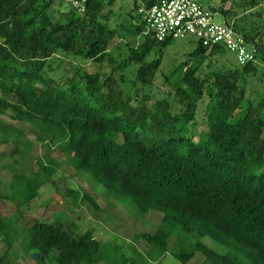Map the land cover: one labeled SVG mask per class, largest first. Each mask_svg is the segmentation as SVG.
<instances>
[{
    "label": "trees",
    "instance_id": "16d2710c",
    "mask_svg": "<svg viewBox=\"0 0 264 264\" xmlns=\"http://www.w3.org/2000/svg\"><path fill=\"white\" fill-rule=\"evenodd\" d=\"M86 1L81 14L61 0H0V145L15 146L10 156L17 166L35 142L59 149L77 174L89 182L84 173L91 175L103 185L105 197L133 218L158 213L162 222L153 233L135 235L136 242L149 245L147 258L137 249L132 250L134 257L122 253L123 247L100 241L92 230L77 235L75 223L64 218L44 220L51 209L36 215L30 206L49 187L62 202L71 198L76 207L79 200L99 207L82 188L61 194L52 183L60 164L38 160L31 175L13 169L11 192L0 193V241L15 259L28 257L35 264H112L113 257L124 258V264H160L168 253L180 264H189L198 254L203 256L200 264H264V93L249 96L258 64H231L203 77V60L223 48L209 50L197 41L188 54L191 59L172 74L171 98L149 106V98L124 86L123 75L115 77L122 66L110 73L72 75L50 61L62 53L101 66L115 39L131 37L135 43L140 38L138 46L127 44L128 63L139 65L138 82L151 85L164 48L174 41L160 43L153 34L145 36L140 11L161 0H144L142 6L135 1L123 24L112 22L118 0ZM229 2L247 13L261 0H220L210 8L264 62V43L257 41V32L231 22V7L225 8ZM157 46L159 54L147 61ZM173 103L180 106L178 112ZM203 103L207 131L196 139V115ZM8 255L0 264H13Z\"/></svg>",
    "mask_w": 264,
    "mask_h": 264
},
{
    "label": "rangeland",
    "instance_id": "374dc122",
    "mask_svg": "<svg viewBox=\"0 0 264 264\" xmlns=\"http://www.w3.org/2000/svg\"><path fill=\"white\" fill-rule=\"evenodd\" d=\"M135 1L144 5V0H118L113 8V19L120 20L123 24L125 19L129 18L128 13L134 9ZM206 6H210L213 3L218 4L220 0H201ZM231 7V22L235 25L243 26L248 33L257 32L259 37L257 41L264 43V0H261L260 6L245 13L242 8L229 2L225 8ZM215 21L222 24L224 16L220 13L215 17ZM122 31H119L120 35H123V27H120ZM137 43V44H136ZM142 43V39H137L135 43L131 37L125 39L117 38L112 42L111 50L108 60L103 65H97L90 61L76 58L73 56H67L62 53L56 54L50 61L53 68H61L62 73L75 74L77 71L96 73L104 72L110 73L113 68L122 66V69H118L115 72V77L119 78L124 76V86L127 89L132 90L133 94L138 92L141 97L149 98L148 105L152 106L154 102L158 100L170 99L171 93H173V86L175 84L173 72L178 65L191 59L190 52H193L197 46V40L193 36H188L182 40H176L166 46L163 51V62L160 70L157 73L153 83L149 86H143L137 80V71L139 65L136 63H128L129 56L131 55V49L127 44L138 46ZM249 45V44H248ZM253 46V45H250ZM159 46L153 48L147 58V61H152L159 54ZM127 62V65H126ZM255 63L259 66L258 75L255 78H251V86L249 89V96L252 98L258 97V94L264 93V62L257 60ZM193 65H196V61L193 59ZM231 64H238L235 53H232L226 49L215 57H208L203 60L200 65L201 75H205L213 72L225 69L226 66ZM170 78V83L166 79ZM173 78V79H172ZM172 84V85H171ZM255 90V93H253ZM173 111L178 112L180 106L177 103H173ZM197 116V125L194 129L196 139L200 133L207 131L206 115L204 111V103L200 105ZM6 122L11 123L9 117H2ZM28 135L30 131L28 127H25ZM15 146L13 144L0 145V193H10L11 181L13 178L12 170H16L20 173L31 175V171L37 168V161L43 160L46 164L55 160L60 164L57 173L54 174L53 182L59 189L61 194H65L70 188H82L90 192V194L96 199L98 210H95L87 201L79 200L77 207L71 205V198L62 202V198L52 197L54 193L50 194L51 188L42 189L40 191V199L35 202L37 205H31V209L36 215L44 213L49 207L52 212L44 217L46 221H52L56 218H64V220L75 223L77 226L76 234L82 235L88 230H92L97 239L104 243H108L111 246H121L122 253H129L131 257H134L132 250L137 249L139 252L146 255L149 258V245L140 240L135 241L136 234L153 233L158 229L162 222V216L158 213H151L141 218H133L127 209L115 200L107 199L104 195L105 189L101 183L96 181L88 173H84L90 179V182L83 175L77 174V172L70 165L66 163L62 152L59 149L48 148L46 145L38 142L34 143L32 150L22 161L21 165H15L14 159L10 154L14 151ZM93 186L91 188L89 186ZM56 193V192H55ZM57 197L59 195L57 194ZM61 197V195H60ZM62 203V204H61ZM11 208H15V203L9 205ZM7 207V215L10 214V207ZM54 209V210H52ZM9 211V212H8ZM33 216V215H32ZM16 221V220H15ZM175 238L172 237L169 242L168 250L171 251L174 247ZM203 242H207V239ZM18 246V245H17ZM15 250H19L18 247ZM133 248V249H132ZM126 251V252H125ZM9 254V255H8ZM5 255L9 256V259L13 264H35L34 261L26 257L19 260L15 259L13 253H9L7 245L4 241H0V258ZM124 258L114 260L111 258L112 264H124ZM203 261V256L198 254L194 260L189 264H200ZM160 264H180L168 253L159 262ZM105 264V263H102ZM141 264V263H139Z\"/></svg>",
    "mask_w": 264,
    "mask_h": 264
},
{
    "label": "built area",
    "instance_id": "2783aa9c",
    "mask_svg": "<svg viewBox=\"0 0 264 264\" xmlns=\"http://www.w3.org/2000/svg\"><path fill=\"white\" fill-rule=\"evenodd\" d=\"M61 1L71 4L81 14L86 11V0ZM140 13L146 23L145 36L153 34V38L160 43L193 36L209 50L218 47L235 53L241 66L256 61L255 47L248 45L231 24L225 21L217 23L215 17L218 14L201 0H161Z\"/></svg>",
    "mask_w": 264,
    "mask_h": 264
},
{
    "label": "water",
    "instance_id": "95a60500",
    "mask_svg": "<svg viewBox=\"0 0 264 264\" xmlns=\"http://www.w3.org/2000/svg\"><path fill=\"white\" fill-rule=\"evenodd\" d=\"M35 257H37V255H35Z\"/></svg>",
    "mask_w": 264,
    "mask_h": 264
}]
</instances>
